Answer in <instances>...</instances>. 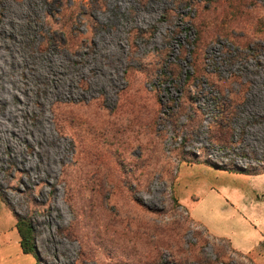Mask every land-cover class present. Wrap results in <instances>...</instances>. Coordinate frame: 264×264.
<instances>
[{
	"label": "rangeland",
	"instance_id": "1",
	"mask_svg": "<svg viewBox=\"0 0 264 264\" xmlns=\"http://www.w3.org/2000/svg\"><path fill=\"white\" fill-rule=\"evenodd\" d=\"M0 264H264V0H0Z\"/></svg>",
	"mask_w": 264,
	"mask_h": 264
},
{
	"label": "trees",
	"instance_id": "2",
	"mask_svg": "<svg viewBox=\"0 0 264 264\" xmlns=\"http://www.w3.org/2000/svg\"><path fill=\"white\" fill-rule=\"evenodd\" d=\"M187 77H190V75L187 74ZM232 112L233 111L230 110V108L227 105H224V108H222V113H224L222 116L223 121H225V119L229 121L230 114ZM239 172L240 173L245 172V174H247V171H244V170H239ZM249 174H251V172ZM15 228L19 236V246H20L21 252L23 254H34L38 258L36 248L33 243V230H32L30 223L25 218L17 217Z\"/></svg>",
	"mask_w": 264,
	"mask_h": 264
},
{
	"label": "bare ground",
	"instance_id": "3",
	"mask_svg": "<svg viewBox=\"0 0 264 264\" xmlns=\"http://www.w3.org/2000/svg\"><path fill=\"white\" fill-rule=\"evenodd\" d=\"M96 123H97V122H96ZM40 133H41V134H43V136L45 135V133H44L43 129H42V131H40Z\"/></svg>",
	"mask_w": 264,
	"mask_h": 264
}]
</instances>
